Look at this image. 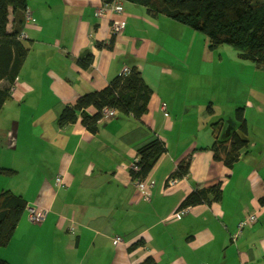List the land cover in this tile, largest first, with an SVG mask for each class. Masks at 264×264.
Returning <instances> with one entry per match:
<instances>
[{
  "label": "crops",
  "instance_id": "1",
  "mask_svg": "<svg viewBox=\"0 0 264 264\" xmlns=\"http://www.w3.org/2000/svg\"><path fill=\"white\" fill-rule=\"evenodd\" d=\"M39 1L44 4H29L34 21L23 29L29 57L0 114V169L16 172L9 178L13 187L2 191L47 209L48 216L32 224L25 210L11 242L0 249V259L10 264H141L148 258L157 264H264V96L251 85L243 90L244 101L232 106L235 112L225 116L211 103L207 114L195 72L198 57L188 58L189 67L183 61L182 52L189 51L195 36L192 29L154 18L131 2H122L123 14L99 17L102 0ZM55 8L65 16L52 28L48 19ZM112 21L126 24L120 36L112 34ZM14 29L11 14L7 30ZM110 44L112 49L100 46ZM86 53L94 58L88 70L77 64ZM167 63L184 66L176 74ZM134 66L153 91L141 119L116 113L104 117L96 133L81 119L59 127L67 106L103 90ZM157 72L164 81L156 79ZM255 73L264 75V70ZM168 78L176 84L165 82ZM241 105L250 145L230 168L225 155L242 124L236 117ZM88 113L93 116L96 109ZM155 140L166 153L146 179H134L131 170L140 149ZM189 157L188 176L173 179ZM218 185L220 202L180 213L190 194ZM254 213L258 221L234 241L239 223ZM139 241L143 245L131 251Z\"/></svg>",
  "mask_w": 264,
  "mask_h": 264
},
{
  "label": "trees",
  "instance_id": "2",
  "mask_svg": "<svg viewBox=\"0 0 264 264\" xmlns=\"http://www.w3.org/2000/svg\"><path fill=\"white\" fill-rule=\"evenodd\" d=\"M31 0H0V84L6 81L8 85L0 86V114L7 101L12 98V89L16 86L28 57L30 49L25 39H20L25 25V12L29 9ZM103 4L114 2H131L142 6L147 13L154 17H166L192 30L207 36L210 49L216 50L222 46L235 49L238 56L254 62L258 69L264 70V1L261 0H102ZM12 12V13H11ZM33 13V11H32ZM14 17L15 29L8 32L9 17ZM114 43V41H113ZM101 48L113 47L100 45ZM93 55L86 53L77 60L79 67L88 70L93 63ZM130 73L115 77L101 91L82 95L73 106H67L58 118L61 128L81 123L92 133L98 130V124L103 120V110L113 109L116 113L131 115L141 119L148 112L149 102L153 91L146 83L141 71L136 67ZM96 109L91 116L88 110ZM237 119L242 123L239 132L231 138L230 148L225 155V163L232 168L240 154L246 150L250 142L247 138V125L243 109L236 112ZM219 159L217 146L214 147ZM166 153L165 145L155 140L139 151L136 163L138 170H131L134 179H146L155 165ZM191 157L184 160L172 178H185L189 174ZM16 173L10 169H0V175L12 177ZM221 186L195 191L181 205V209L195 207L204 203L220 202L222 199ZM264 204V198L262 199ZM27 201L10 190L0 192V249L6 248L11 242L17 226L25 213ZM143 245L139 241L131 246V251ZM0 264H10L0 259ZM141 264H157L148 258Z\"/></svg>",
  "mask_w": 264,
  "mask_h": 264
},
{
  "label": "rangeland",
  "instance_id": "3",
  "mask_svg": "<svg viewBox=\"0 0 264 264\" xmlns=\"http://www.w3.org/2000/svg\"><path fill=\"white\" fill-rule=\"evenodd\" d=\"M46 1L47 4H52L53 2V0ZM32 2H36V5L44 4V1L39 0H32L31 2H29V4H32ZM49 15L50 16L48 19V23L52 26V28H55L58 25L59 16L63 18L65 16V13L64 11H60L55 8L50 12ZM53 17H55L56 21L52 19ZM193 32L195 33V36L190 38L189 51H186L185 49L187 54H185V51L182 52L185 56L183 61L185 67H189L187 66L188 58L191 62V60H196V56L198 57L195 62L197 63V68L195 69V72L198 75L197 77L200 86H203L204 89V91L202 89V93L207 102V114L211 113L213 105H216L218 112L225 113L223 114L225 116L226 113L228 115L231 109H233V111L235 112L236 109L232 108V106L234 105V103L239 102V100L242 99V96L245 95L243 92L244 88L249 89L251 85L253 86L255 93H260L262 94V96H264V90L262 88L264 87V75H257L255 73V71L259 69L254 62L245 61L241 59L238 56L237 51L230 46H222L216 50H211L209 39L207 38V36L195 30H193ZM175 35H186V33L183 31H177L175 32ZM49 36L54 37V35L52 34L47 35V37ZM166 62L171 61L168 60ZM182 65L183 64L181 63L178 66H176V64L174 63L166 64V66L172 67V71H174L176 74H178L179 72L177 68H181ZM148 69L150 70L151 66ZM192 73L194 72L191 71V73L189 74ZM157 76L159 78L156 79L164 81V77L160 74V72H157ZM166 80L167 81L165 82L167 83L176 84L175 79L168 78ZM165 82H163L162 84H164ZM258 86H261V88H258ZM227 88L228 93L226 91ZM242 101H244V99H242ZM211 103L213 105H211ZM262 105L264 108V104ZM241 107H243V105L237 106V108ZM7 114L12 115L9 111H7ZM253 117H256V114H253ZM3 122L5 121L3 120ZM2 178L8 180L10 182L9 185L11 186H5V182L0 180V192H2L4 188L10 189L13 187L14 184L13 182L11 183V179H9V177Z\"/></svg>",
  "mask_w": 264,
  "mask_h": 264
},
{
  "label": "built area",
  "instance_id": "4",
  "mask_svg": "<svg viewBox=\"0 0 264 264\" xmlns=\"http://www.w3.org/2000/svg\"><path fill=\"white\" fill-rule=\"evenodd\" d=\"M123 13H124V8H123L122 3L121 2H114L111 4H103V6L97 11L96 15L99 17H104L107 14H123ZM25 21L27 24H30L34 21L33 13L30 9H28L25 12ZM110 28H111V32L114 36H119L125 31L126 24L124 22L112 21ZM25 38H26V36L24 34H21L20 39H25ZM130 71H131L130 69L126 68L123 71V74L127 75L130 73ZM161 109L165 113V115H168L166 105H163ZM115 114H116V112L113 109L106 108L103 110V116L104 117H111V116H114ZM137 162H138V160H137ZM136 163H135L133 169L137 171L138 167L136 166ZM62 181H63V179L61 177L57 178L58 185L63 186ZM148 185H149V183L148 184H141V185H139V187L141 190H145L148 187ZM26 210H27L26 212L28 215V219L32 224H39V223L43 222L48 216V210L44 209V208H39V207L27 205ZM187 211H188V209L184 208V209H181L180 213L183 215ZM257 221H258V217H257L256 213L251 214V215L247 216L245 219H243L238 225V232L234 236L233 240L234 241L237 240L238 236H240V234L242 233V231L246 227L255 224ZM121 242H122L121 238L117 237L115 239V244H119Z\"/></svg>",
  "mask_w": 264,
  "mask_h": 264
}]
</instances>
